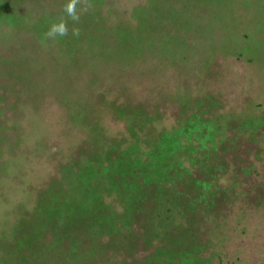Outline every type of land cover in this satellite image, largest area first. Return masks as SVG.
<instances>
[{"label": "rangeland", "instance_id": "1", "mask_svg": "<svg viewBox=\"0 0 264 264\" xmlns=\"http://www.w3.org/2000/svg\"><path fill=\"white\" fill-rule=\"evenodd\" d=\"M69 3L0 0V264H70L42 235L70 192L86 198L92 163L182 143L200 121L228 165L225 201L193 249L181 228L156 238L161 264H264V0H78V22ZM61 21L68 34L49 37ZM117 246L93 264H117Z\"/></svg>", "mask_w": 264, "mask_h": 264}, {"label": "trees", "instance_id": "2", "mask_svg": "<svg viewBox=\"0 0 264 264\" xmlns=\"http://www.w3.org/2000/svg\"><path fill=\"white\" fill-rule=\"evenodd\" d=\"M202 126L200 121L196 130L184 123L181 133H196L180 136L185 139L182 143L179 134L170 136L165 148V135H158L153 145L143 144L149 153L142 158L133 152L112 150L102 161L92 163L96 178L92 186L85 184L88 195L79 199L76 191L70 192L63 206L53 211L42 241L50 245L60 239L70 264L75 257L83 264L98 262L103 253V259L108 258L105 251L111 253L109 249L116 245L124 248L119 259L114 257L117 264H161V244L153 242L163 233L173 239L179 228L190 236L192 249L197 241L202 243L201 235H195L204 233L210 205L225 201L220 179L228 169V165H221L227 163L223 150L213 149L218 145L211 142L210 131L201 130ZM236 172L233 167L234 176ZM232 197L234 194H229L226 201ZM130 239L136 241V247L150 241L153 249L160 246L135 258L125 248ZM173 264L183 261L174 260Z\"/></svg>", "mask_w": 264, "mask_h": 264}, {"label": "clouds", "instance_id": "3", "mask_svg": "<svg viewBox=\"0 0 264 264\" xmlns=\"http://www.w3.org/2000/svg\"><path fill=\"white\" fill-rule=\"evenodd\" d=\"M78 0H70V3L66 6L65 11L71 16L72 20L74 22L79 21V15L76 13V4ZM73 35H78L79 30L78 29H73ZM68 34V28L66 26V23L61 21L59 24H54L51 26L48 32L49 37H55L56 35L59 36H66Z\"/></svg>", "mask_w": 264, "mask_h": 264}]
</instances>
